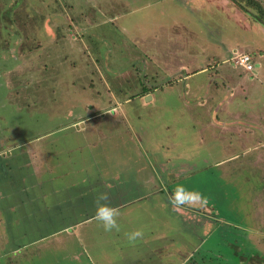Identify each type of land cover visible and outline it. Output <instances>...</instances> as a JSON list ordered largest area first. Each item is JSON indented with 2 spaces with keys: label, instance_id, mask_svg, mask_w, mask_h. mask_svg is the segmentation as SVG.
<instances>
[{
  "label": "rangeland",
  "instance_id": "374dc122",
  "mask_svg": "<svg viewBox=\"0 0 264 264\" xmlns=\"http://www.w3.org/2000/svg\"><path fill=\"white\" fill-rule=\"evenodd\" d=\"M96 1L0 0V264H264V40L200 0Z\"/></svg>",
  "mask_w": 264,
  "mask_h": 264
},
{
  "label": "crops",
  "instance_id": "0c3cea01",
  "mask_svg": "<svg viewBox=\"0 0 264 264\" xmlns=\"http://www.w3.org/2000/svg\"><path fill=\"white\" fill-rule=\"evenodd\" d=\"M59 1V0H58ZM195 0H187L185 3L186 5L189 3H193ZM202 6L200 7L205 16H207L209 19H213L211 18L208 14H212L214 17H216L217 15H219V18L225 22V25L221 24L217 19L215 20V24H214V34L220 33L221 36L224 37H233V38H237V37H250L252 38L255 42L258 39H262L264 40V26H262L259 23L254 22V20L251 18L250 15H248L247 13L243 12V10L240 9V7L235 3L232 2L231 0H200ZM94 3H97L96 0H93ZM72 3L71 5H69L70 10L72 9ZM67 9V7H66ZM68 10H66L67 12ZM98 11H101V9L99 8ZM221 16V17H220ZM63 15H57L54 17V20L56 21H64L63 19ZM88 19V18H86ZM90 21V19H88ZM59 28V27H58ZM183 29L187 32V34L189 36H192L193 34H195L194 30L195 27L190 25V24H186L183 26ZM252 39H246V45L247 46H252L254 43H252ZM239 41L237 42H231L228 43L226 41H222V40H218V44L213 43V47H217L220 49L221 52H225L230 54L231 56L235 53H246L242 47L241 44H238ZM259 49H255V51H258ZM260 57H263V54H261ZM227 60H225V62H227ZM236 71L238 70H242L235 67ZM238 69V70H237ZM206 68L201 69L200 71H205ZM231 71V70H230ZM229 71L230 76H236L237 73L235 72V75H231ZM244 71V70H242ZM243 73V72H242ZM244 73L246 74V72L244 71ZM247 75V74H246ZM257 75V74H256ZM237 78V77H236ZM148 94H146L145 96H147ZM264 242V240H263Z\"/></svg>",
  "mask_w": 264,
  "mask_h": 264
},
{
  "label": "clouds",
  "instance_id": "9594fccd",
  "mask_svg": "<svg viewBox=\"0 0 264 264\" xmlns=\"http://www.w3.org/2000/svg\"><path fill=\"white\" fill-rule=\"evenodd\" d=\"M107 194H101L97 198V207L95 211V219L102 223L105 231H112L113 229L119 231V225L117 223L116 217L119 215L117 208L112 207L108 204H102L100 201L107 200ZM169 199L172 201L174 207H178L185 203H192L198 197H189L183 194V186L178 185L177 189L170 195ZM128 240L135 241L138 237L143 235L141 229L133 230L126 233Z\"/></svg>",
  "mask_w": 264,
  "mask_h": 264
},
{
  "label": "trees",
  "instance_id": "16d2710c",
  "mask_svg": "<svg viewBox=\"0 0 264 264\" xmlns=\"http://www.w3.org/2000/svg\"><path fill=\"white\" fill-rule=\"evenodd\" d=\"M235 2L243 12L251 16L254 22L264 26V7L258 0H231Z\"/></svg>",
  "mask_w": 264,
  "mask_h": 264
},
{
  "label": "built area",
  "instance_id": "2783aa9c",
  "mask_svg": "<svg viewBox=\"0 0 264 264\" xmlns=\"http://www.w3.org/2000/svg\"><path fill=\"white\" fill-rule=\"evenodd\" d=\"M253 57L248 53H236L232 58L231 62L234 63L235 67L242 68L245 72L256 75L255 66L253 64Z\"/></svg>",
  "mask_w": 264,
  "mask_h": 264
}]
</instances>
